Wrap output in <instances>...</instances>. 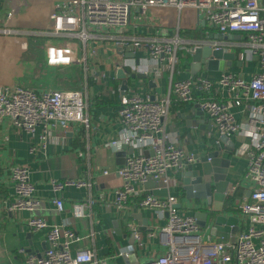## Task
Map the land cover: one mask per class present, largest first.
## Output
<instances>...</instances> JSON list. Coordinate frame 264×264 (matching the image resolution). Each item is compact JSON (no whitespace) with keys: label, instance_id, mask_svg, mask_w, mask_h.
<instances>
[{"label":"built area","instance_id":"1","mask_svg":"<svg viewBox=\"0 0 264 264\" xmlns=\"http://www.w3.org/2000/svg\"><path fill=\"white\" fill-rule=\"evenodd\" d=\"M154 7H173L180 12L185 8L194 9L199 21H206L223 39L191 42L181 34L185 30L180 25L172 33L159 30L138 33L135 18ZM51 18L50 27L44 31L0 28V35L67 38L82 47L84 57L78 62H84L85 71L90 74L79 89L37 88L26 82L0 84V120L11 119L17 129L37 136L43 146L54 137L55 129L65 134L73 125L77 128L88 126L86 92L89 79L99 77L97 69L91 66L97 55V43H112L123 59L128 60L116 64L115 70L125 67L137 72L139 65L127 58L126 53L144 48L156 75L164 71L172 75L179 55H191L196 47L204 45L225 51L239 48L241 57L258 58L264 66V0H56ZM117 96L118 116L124 130L112 144L118 148L126 145L138 149L139 153L127 154L125 162L114 170L122 179V185L114 191V202L124 211L145 207L154 209L160 217L168 213L165 224L149 232L150 236L155 233L166 236L164 248L143 264H264V71L245 80L224 70L216 81L198 72L172 81L161 97L138 91L123 92L120 85ZM173 102L200 106L215 127L214 145L221 143V136L231 137L240 132L235 108L248 114L249 123L260 135L259 141L245 143L239 150L248 157V166L243 180L234 184L227 195L238 188L249 191L250 195L244 197L239 212L232 213L238 218L239 228L227 239L207 237L208 225L206 233L199 234L202 227L194 214H181L177 207L182 189L175 175L183 172L187 163L195 161V153L185 151L172 138ZM30 150L35 152L36 146L33 144ZM146 151L152 154L146 155ZM110 172L105 170L104 174ZM9 175L15 185V194L7 202V211L32 210L41 205L42 199L35 197V185L27 167L11 166ZM150 180L158 182L159 189L167 188L168 196L153 195L145 187ZM86 184L82 180L53 181V189L59 191L66 185ZM178 188L179 192L172 193V189ZM52 202L59 212L64 210L63 197L56 196ZM91 203L92 199L74 202L73 216L85 217ZM27 226L31 232L48 229L47 246L33 253L21 248L19 252L25 255L22 264H108L107 258L98 256L93 247L72 251V245L89 241L91 236L80 235L67 224L49 225L43 217H31ZM127 227L134 242L117 249L110 257L112 260L129 257L143 244L141 224L129 220Z\"/></svg>","mask_w":264,"mask_h":264},{"label":"crops","instance_id":"2","mask_svg":"<svg viewBox=\"0 0 264 264\" xmlns=\"http://www.w3.org/2000/svg\"><path fill=\"white\" fill-rule=\"evenodd\" d=\"M55 10L56 0H0V28L16 29L20 32L44 31L50 27ZM134 22L137 24L138 33H153L157 30L165 34L172 33L175 27L180 25L181 29L185 30L181 34L191 42L202 39H223V36L217 34L216 29L210 27L206 21H199L197 11L191 8H185L180 12L173 7H154L147 14L138 15ZM26 36L0 35V84L26 82L37 88L56 87L48 84L35 85L31 78L23 77L24 71L18 67L17 60L19 49L24 48ZM96 47L98 57L94 59V67L99 77L96 80L89 79L88 82L86 92L88 126L82 125L77 128V125H73L65 134L60 129H55L54 137L43 146L37 136L17 129L11 119L0 120V264H22L25 255L19 252L21 248L26 252H36L42 251L47 246L48 229L32 232L30 239L31 230L27 226V221L31 217H43L49 225L67 224L80 235H90L89 241L83 240L72 245V251L80 247H93L98 256L106 257L108 261L112 260L110 257L117 249L132 244L131 232L127 227L129 220L144 227L142 228L143 244L136 248L139 263L147 262L151 255L157 254L164 248L163 241L166 236L162 233L150 236L149 232L157 226H163L166 215L160 217L154 209L145 207L124 211L114 202V191L122 185V179L114 170L125 162L127 154L135 153V150L121 155L119 151L124 145L118 148L112 144V141L123 133L124 124L117 111L118 87L122 85V80L111 77L110 73L116 64H123L128 60L123 59L124 57L117 52L112 43H97ZM240 51L239 48L228 51L235 53V59L230 66L225 60H221L215 68L209 69L208 59H203L199 72L216 81L224 70L236 73L245 80H251L254 75L264 71V66L258 58L241 57ZM75 55L77 56L78 52H75ZM185 55H179L172 75L169 71L156 75L155 71L149 72L154 68L149 63L148 52L144 48L137 49L132 61L136 62L139 59L137 72L147 73L148 76L130 80L128 90L147 93L154 97L164 96L172 81L192 75L190 65L192 54L191 60L185 59ZM239 61L242 63L238 64ZM150 80L153 81L151 84ZM116 86L117 91H115ZM192 105L193 103L173 102L170 114L171 135L185 151L203 154L205 148L211 147L216 141L215 127L207 114L200 127L189 126L188 124L193 122L187 120L185 116L190 114ZM234 111L241 124V130L229 137L235 145L233 155L224 154L225 158L230 159L226 180L233 185L243 180L248 166V157L240 153V148L245 143L253 144L261 139L257 129L249 123L248 114L240 108H235ZM209 122L212 123L211 129ZM81 133L84 134L83 143L75 146L74 139ZM33 144L36 146L35 152L30 150ZM222 146L224 151L226 145L222 143ZM80 153L83 155L80 156ZM15 165L30 170L35 185V197L42 199L41 205L32 210L14 212L6 210L7 202L12 200L15 194V185L9 179L10 168ZM105 170L111 172L104 174ZM180 174L179 172L175 175L179 183H181ZM65 180H82L87 184L80 187L66 185L64 189L54 191L53 181ZM176 192H179V188L172 189V193ZM246 195L245 191L244 197ZM56 196L64 199L65 208L62 212H59L52 202ZM89 199H92V203L87 209V215L74 217L73 203ZM214 203H216L215 199L209 209L214 210ZM194 205L199 206L195 203L183 204L179 212L193 215L194 210L191 208ZM209 209L204 211L208 212ZM144 220L147 221L146 226H143ZM205 230L206 228H201V233L205 234ZM212 234L211 229L206 233L207 237L217 238ZM9 258L12 260L11 263ZM112 261L114 264H126L124 256Z\"/></svg>","mask_w":264,"mask_h":264},{"label":"water","instance_id":"3","mask_svg":"<svg viewBox=\"0 0 264 264\" xmlns=\"http://www.w3.org/2000/svg\"><path fill=\"white\" fill-rule=\"evenodd\" d=\"M217 37V35H216ZM126 57L135 58V52H127ZM208 59L209 69H213L220 64L221 60H225L228 66L232 64L235 59L234 52H228L223 49H212L209 45L199 46L194 49L192 53L191 61V73L197 74L201 70L202 60ZM139 59L136 60V65H139ZM242 62L239 61L238 64ZM154 71V70H153ZM111 77H116L122 80L121 89L123 92L129 89L130 80L135 78H146L148 75L144 72H133L128 68L121 67L119 69H112L110 73ZM150 84L153 82L149 81ZM190 114L186 115L185 118L193 122L188 124L191 127H200L203 124L205 118L204 111L199 105L193 104L190 109ZM198 116V119H196ZM212 123L209 122V128L211 129ZM220 142L225 144V150L222 151L221 143L211 147H206L203 154H195V161L193 163H187L184 167L183 172L180 174L181 189H182V200L178 204V208L183 206V202L190 204H199L192 206L194 210V217L197 219V223L200 227L206 228L208 225L209 230L211 229L212 235L217 238H229L232 234H235L238 230V218L232 213H225L223 211L224 203L227 197V193L232 188L233 184L226 180L230 159L225 158L224 154L231 156L234 153V142L231 139L223 135L220 138ZM132 153V148H127L124 145L119 151L122 154L126 152ZM139 150H135V154H138ZM152 154V151H146L145 154ZM158 182L150 180L145 184V187L151 191L155 196L167 197V188H158ZM250 192H247V196ZM213 199L214 210L209 209ZM204 209H209L205 212ZM167 216L168 213H165ZM135 216V215H133ZM143 226L147 225V221H143ZM144 228V227H141ZM31 231L29 233L31 239ZM133 235L131 234L130 243H133ZM33 253V251H29ZM126 264H139L136 253L131 254L129 257L124 256Z\"/></svg>","mask_w":264,"mask_h":264},{"label":"rangeland","instance_id":"4","mask_svg":"<svg viewBox=\"0 0 264 264\" xmlns=\"http://www.w3.org/2000/svg\"><path fill=\"white\" fill-rule=\"evenodd\" d=\"M74 45L77 44L67 38L26 36L24 48L19 49L17 60L18 67L24 71L23 77L31 78L35 85L48 84L78 89L83 87L90 73L85 71L84 62H78L84 57L81 45H77V49H74ZM75 52H78L77 56ZM199 234L203 235L201 231ZM107 262L114 264L112 260Z\"/></svg>","mask_w":264,"mask_h":264},{"label":"trees","instance_id":"5","mask_svg":"<svg viewBox=\"0 0 264 264\" xmlns=\"http://www.w3.org/2000/svg\"><path fill=\"white\" fill-rule=\"evenodd\" d=\"M36 37V36H35ZM185 59L191 60V55L186 54ZM115 91H117V86L115 88ZM116 93V92H115ZM84 134L81 133L77 138L74 139V145L76 146L79 143L82 142V136ZM245 190L242 188H238L233 194L227 195L223 211L225 213H238L240 210V205L244 199Z\"/></svg>","mask_w":264,"mask_h":264}]
</instances>
